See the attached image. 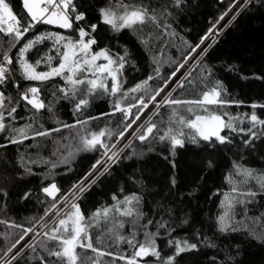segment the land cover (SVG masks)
Instances as JSON below:
<instances>
[{"label":"snow or ice","instance_id":"obj_1","mask_svg":"<svg viewBox=\"0 0 264 264\" xmlns=\"http://www.w3.org/2000/svg\"><path fill=\"white\" fill-rule=\"evenodd\" d=\"M185 3L186 0H170L157 11L143 3L129 4L124 0H96L87 5L85 0H22L26 14L21 16L9 0H0V34L9 38L7 47L0 52V89L12 87L16 91L13 96L0 90V148L22 145L29 139L51 138L61 129L69 130L73 141L68 150H54L49 158H38L48 173L41 177L38 188L44 196L40 201L43 215L28 218L26 224L0 219L7 229L0 233V264H88L90 258L81 256L78 248L96 254L92 264H103L99 261L102 256L112 258L109 264H180L182 254L198 253L202 246L216 248L199 230L176 235L172 211L166 207L163 211L168 219L163 215L160 219L146 216L142 195L126 194L124 188L113 192L112 203L103 208L90 215L82 211L84 195L128 158L129 149L135 154L137 142L164 145L169 154L166 160L189 142L213 151L235 149V158L230 160L224 176L228 188L214 193L219 197L214 227L224 236L243 233L264 243V211L258 216L249 215V205H255L258 197L264 198V169L249 166L246 160V153L256 152L257 142L264 145V103L252 102L250 113L233 114L230 107L244 102L230 97L223 81L215 75L216 67L207 58L212 47L209 41L215 43L228 26H220L221 21L231 16V24L245 11L264 9V0H228L224 11L196 41L185 39L173 24L174 14ZM145 25L154 26L148 39L142 31ZM124 30L137 33L138 43L153 53L144 78L130 87L126 86L125 73L128 67L136 68L135 61L126 45L112 43L118 39L116 34L122 35ZM155 44L161 53L168 49V54L158 55ZM173 49L178 55L171 54ZM165 65L166 74L162 71ZM227 70L234 71L235 67L228 65ZM39 84L52 86V98L47 104ZM101 93L108 99L109 111L98 116L86 114L91 99ZM190 93L195 95L190 97ZM62 101L71 105L72 123L57 121L56 128L38 123L37 112L47 109L52 113L54 104ZM21 106L29 115L18 114ZM257 109L261 110L259 114ZM101 116H115V127L106 124L91 130L92 121ZM18 120L25 122L18 124ZM62 139L67 141L69 137ZM76 152L98 153V157L67 188L58 186L54 170L63 165L64 171H71ZM260 155L264 159V152ZM36 163L27 152L19 154L21 177L35 175L31 165ZM171 164L176 167L174 160ZM206 166L214 164L209 160ZM175 184L173 178L171 186ZM2 195L6 197L7 192ZM32 195L28 189L20 199L27 201ZM237 206L243 213L239 220ZM101 213L106 220L110 215L114 220V228L107 230V241L96 236V243H104L105 250L94 246L90 235ZM117 216L137 221L128 235L119 231L124 222ZM189 223L188 218H179V224ZM158 240L163 241V246ZM121 243H126L127 249L109 250ZM210 264H235V256L229 250L223 259L212 257Z\"/></svg>","mask_w":264,"mask_h":264},{"label":"trees","instance_id":"obj_2","mask_svg":"<svg viewBox=\"0 0 264 264\" xmlns=\"http://www.w3.org/2000/svg\"><path fill=\"white\" fill-rule=\"evenodd\" d=\"M11 6L17 15H25L22 7V0H9ZM96 0H85L87 4H95ZM115 2V0H113ZM125 3H143L157 11L161 5L170 0H124ZM228 0H186L182 10L176 12L173 17V24L177 32L188 41H196L201 37L214 22L222 11L227 7ZM231 16L221 21V25L227 24L221 34L215 38V43L209 41L212 47L208 50V62L213 64L217 71L216 77L223 81L230 97L244 104L239 107L232 105L230 111L251 112L249 105L252 102L264 103V79H256V76H264V9L252 8L239 15L231 24L228 21ZM219 27V26H218ZM154 30L153 25H145L143 28L144 38L148 39V33ZM118 39H113V44L126 45L130 51L136 68L128 67L125 73L127 85L131 86L138 79L144 78V70L153 55L152 52L144 50V46L138 43L137 33L124 30L123 34H116ZM9 38L0 34V52L7 47L6 41ZM108 37L105 38L107 42ZM16 49H13V54ZM155 51L158 55L166 56L168 49L160 52V46L155 44ZM173 56L178 55L175 49L172 50ZM228 65L235 67L234 71L227 70ZM167 65L162 71L166 74ZM43 67L41 66V69ZM38 83V82H33ZM62 83V82H61ZM24 82L21 83L23 87ZM43 89L41 97L47 104L52 98V86L45 87L39 84ZM5 95H16L12 87L0 89ZM195 93H190L193 96ZM23 104V102H21ZM30 107V106H29ZM19 115H29L25 113L23 107L18 108ZM109 111L108 99L102 93L97 94L91 99L90 107L86 109V114L98 116L102 112ZM258 114L261 112L257 109ZM38 123L43 124L45 128H56L57 121L72 123L71 105L62 101L54 104L53 112L49 113L47 109H41L36 114ZM110 120L112 123H110ZM116 117H99L92 121L91 129L104 127L108 124L115 127ZM24 120H18V124H23ZM245 126H247L245 124ZM69 130L61 129L59 133H53L51 138H36V140H26L22 145H8L7 148H0V219L25 222L32 216L43 215V205L40 201L44 200L42 193L38 191L41 185V177L48 175L43 161L39 157L49 158L54 150H68L73 141L71 140ZM62 137H69L65 141ZM59 140V144L54 141ZM237 142H239L237 138ZM33 147L28 148L27 145ZM135 154L129 149V156L122 164L114 166L110 175L105 176L100 183L93 186L83 197L81 208L86 214L90 215L95 209L103 208L112 203L110 197L113 192H119L121 188L125 193L136 192L142 195V211L148 217L168 219L163 208L166 207L172 211L173 226L176 228V235L183 236L199 230L203 235L210 238L216 248L202 246L200 252L195 254H182L180 264H210L211 258L217 260L223 259L225 252L231 250L235 256V264H264V243L243 233H236L224 236L216 232L214 227V217L219 212V197L214 195L216 189L227 190L228 186L224 181L230 160L235 158V149H220L213 151L206 149L203 145H193L186 143L184 148H179L174 157H169L164 145L148 142L134 145ZM27 152L36 164L31 165L35 175H23L22 168L19 165V154ZM264 152V145L257 142L255 153L247 154L248 165L257 169H264V159H261V153ZM98 157V153L76 152L72 156L71 171H64V166L58 167L55 172V179L58 186L67 188L77 177L85 173L90 164ZM174 160L176 167H172L171 161ZM211 160L213 167H207V162ZM175 178V187L171 186V180ZM31 189L33 195L27 201L20 199L21 194ZM7 192V196L2 195ZM39 197V200L37 199ZM163 207H160V206ZM250 216H258L264 211V198H257L255 205H249ZM236 219L242 216V210L237 206ZM186 217L190 220L189 224H179V218ZM124 222V228L119 230L124 235H128L137 223L132 217L117 216ZM144 221H139L143 223ZM264 223V222H262ZM255 227L260 230L261 225ZM114 228V220L111 215L105 219L103 213L98 217L97 225L91 229L93 244L105 250L104 243L97 244L96 236L101 235L102 240L107 241L108 229ZM6 225L0 224V233L6 231ZM154 230V229H153ZM2 242V237H0ZM110 242V241H109ZM158 244L163 246V241L158 240ZM239 246V254H236V246ZM126 243L119 246L113 245L112 251L127 249ZM81 256H87L92 260L97 259L96 254L91 250L77 249ZM111 257L102 256L99 261L103 264H109ZM79 264V262H78Z\"/></svg>","mask_w":264,"mask_h":264},{"label":"rangeland","instance_id":"obj_3","mask_svg":"<svg viewBox=\"0 0 264 264\" xmlns=\"http://www.w3.org/2000/svg\"><path fill=\"white\" fill-rule=\"evenodd\" d=\"M99 128H96L95 130H98ZM92 130V129H91ZM94 130V129H93Z\"/></svg>","mask_w":264,"mask_h":264},{"label":"water","instance_id":"obj_4","mask_svg":"<svg viewBox=\"0 0 264 264\" xmlns=\"http://www.w3.org/2000/svg\"><path fill=\"white\" fill-rule=\"evenodd\" d=\"M50 199V198H49Z\"/></svg>","mask_w":264,"mask_h":264}]
</instances>
